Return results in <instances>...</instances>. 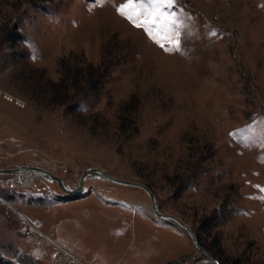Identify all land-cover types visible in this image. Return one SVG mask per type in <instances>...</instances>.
<instances>
[{"label": "rangeland", "instance_id": "374dc122", "mask_svg": "<svg viewBox=\"0 0 264 264\" xmlns=\"http://www.w3.org/2000/svg\"><path fill=\"white\" fill-rule=\"evenodd\" d=\"M123 2L0 0V167L74 188L89 166L140 181L220 264H264V0H177L183 54ZM18 172H0L6 257L51 264L61 246L87 264H217L140 186L91 172L69 193Z\"/></svg>", "mask_w": 264, "mask_h": 264}, {"label": "snow or ice", "instance_id": "6c2138e0", "mask_svg": "<svg viewBox=\"0 0 264 264\" xmlns=\"http://www.w3.org/2000/svg\"><path fill=\"white\" fill-rule=\"evenodd\" d=\"M97 2L103 4L105 0ZM176 5L177 0H124L117 6L116 11L122 18L132 23L133 27L144 31L145 35L163 51L183 54L186 50L183 49L182 43V22L174 11H167L175 9ZM211 35H216V32L213 31ZM158 36H163L164 42L158 39ZM260 190L264 192V188ZM260 199H264V196Z\"/></svg>", "mask_w": 264, "mask_h": 264}, {"label": "water", "instance_id": "95a60500", "mask_svg": "<svg viewBox=\"0 0 264 264\" xmlns=\"http://www.w3.org/2000/svg\"><path fill=\"white\" fill-rule=\"evenodd\" d=\"M28 168V169H32V170H38L40 171V175L48 180H56L59 185L61 186V188L63 190H65L66 192L69 193H78L82 186H83V181L85 179V177L89 174H91V172H96L97 174L100 175H104L107 178H110L112 180L115 181H119V182H123V183H128V184H132V185H136V186H140L142 188H144L151 199V209L152 211L159 217L161 218H167V219H174L176 220L181 226H183L191 235L195 245L204 253H206L208 256H210L211 258H213V260L217 263L220 264L219 261L213 257V255L207 250L205 249L198 241L197 236L195 235V233L193 232L192 228L185 223L182 219H180L179 217L173 215V214H169V213H165L160 211L155 203V196L153 191L151 190V188L140 182V181H134V180H129V179H125V178H120L117 176H114L112 174H109L108 172H106L105 170L99 168V167H95V166H89L83 169V171L81 172L80 178H79V182L76 188L69 186L67 183L64 182V180L57 176L56 174L50 172L49 170H47L46 168L39 166V165H34V164H21V165H17V166H13V167H0V172H14L16 171L18 168Z\"/></svg>", "mask_w": 264, "mask_h": 264}, {"label": "built area", "instance_id": "2783aa9c", "mask_svg": "<svg viewBox=\"0 0 264 264\" xmlns=\"http://www.w3.org/2000/svg\"><path fill=\"white\" fill-rule=\"evenodd\" d=\"M22 229L28 235L38 234L39 240L48 238L35 224H23ZM43 236V237H42ZM51 264H87L73 253L63 247H59L58 253Z\"/></svg>", "mask_w": 264, "mask_h": 264}, {"label": "trees", "instance_id": "16d2710c", "mask_svg": "<svg viewBox=\"0 0 264 264\" xmlns=\"http://www.w3.org/2000/svg\"><path fill=\"white\" fill-rule=\"evenodd\" d=\"M98 67L99 66H95V70H94L95 73L93 72L94 73V74H92L93 76L89 74V76H88L89 79L86 82V83H88V87L94 88L95 90L98 89V86L96 84L97 83L100 84V79L102 77V74L98 72ZM57 197L60 198L59 196H57ZM197 238H198L199 243L201 245L205 246V244L202 242L200 237L198 236ZM1 253L2 252L0 251V264H24V262L22 261V258H18L17 260H15L14 258H9V257L2 255Z\"/></svg>", "mask_w": 264, "mask_h": 264}, {"label": "bare ground", "instance_id": "6f19581e", "mask_svg": "<svg viewBox=\"0 0 264 264\" xmlns=\"http://www.w3.org/2000/svg\"><path fill=\"white\" fill-rule=\"evenodd\" d=\"M19 171V172H18ZM18 172V176L21 178V179H26V180H28V179H33V178H35V177H39V176H41L40 175V171H38V170H32V169H28V168H18L16 171H15V173H17ZM20 179V181L22 182V180Z\"/></svg>", "mask_w": 264, "mask_h": 264}]
</instances>
